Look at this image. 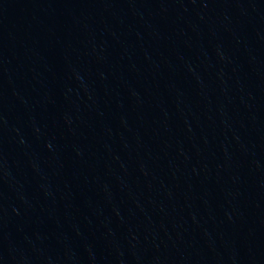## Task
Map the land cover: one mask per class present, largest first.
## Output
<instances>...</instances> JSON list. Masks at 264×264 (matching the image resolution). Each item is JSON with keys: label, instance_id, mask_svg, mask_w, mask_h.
Returning <instances> with one entry per match:
<instances>
[{"label": "water", "instance_id": "water-1", "mask_svg": "<svg viewBox=\"0 0 264 264\" xmlns=\"http://www.w3.org/2000/svg\"><path fill=\"white\" fill-rule=\"evenodd\" d=\"M0 264H264V0H0Z\"/></svg>", "mask_w": 264, "mask_h": 264}]
</instances>
